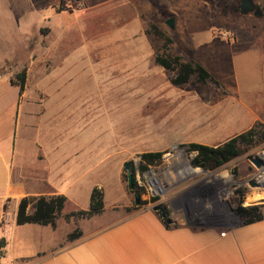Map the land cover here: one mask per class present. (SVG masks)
Here are the masks:
<instances>
[{"label":"rangeland","instance_id":"obj_1","mask_svg":"<svg viewBox=\"0 0 264 264\" xmlns=\"http://www.w3.org/2000/svg\"><path fill=\"white\" fill-rule=\"evenodd\" d=\"M253 1L261 17L242 14L241 0H0V95L9 99L10 80L25 70L29 104L38 108L32 115L43 125L42 150L53 159L45 164L33 158V152L39 158L43 153L28 133L26 169L39 175L29 183L36 191L31 195L64 194V215L88 209L96 186L106 209L94 216L102 221L118 211L174 201L166 191L210 180L225 193V221L241 222L233 208L252 206L244 198L264 190L248 184L264 180V0ZM170 17L174 28L165 23ZM254 50L260 56L240 57ZM156 54L200 62L211 79L201 85L193 76L174 86ZM12 112L10 105L9 118ZM251 127L241 155L214 170L192 164L190 143L215 147ZM66 148L69 156L61 160ZM144 152L163 153L148 166L164 184L160 196L144 187ZM250 156L263 161L261 169ZM126 162L135 169L140 198L127 187ZM223 170L229 175L221 183L214 175ZM90 218L61 216L58 230L87 229ZM3 224L0 236L9 239L10 226Z\"/></svg>","mask_w":264,"mask_h":264},{"label":"crops","instance_id":"obj_2","mask_svg":"<svg viewBox=\"0 0 264 264\" xmlns=\"http://www.w3.org/2000/svg\"><path fill=\"white\" fill-rule=\"evenodd\" d=\"M254 51L240 57L248 60L260 56ZM10 85L13 95L9 99L5 92L0 95V219L4 217L10 226L9 239L0 236L6 239L0 264H264V190L252 192L243 200L245 205L252 199L247 205H258L262 219L231 223L225 221L223 190L214 188L210 180L185 191L186 185L166 192L167 198L175 197L170 201L172 223H166L152 208H133L102 221L91 217L89 228L76 227L81 236L72 241L66 239L72 228L59 231V219L54 228L32 223L17 225L19 200L36 192L29 183L39 176L26 169L28 133L35 138L30 144L43 153L39 158L33 152V158L45 164L53 159L42 150L43 125L41 118L32 115L38 108L29 104L27 88L20 94L17 85ZM10 105L13 112L9 118L6 110ZM69 150L61 152V160L69 156ZM228 175V170H223L214 177L223 183ZM4 227L0 225L1 232ZM17 237L20 241L16 244Z\"/></svg>","mask_w":264,"mask_h":264},{"label":"trees","instance_id":"obj_3","mask_svg":"<svg viewBox=\"0 0 264 264\" xmlns=\"http://www.w3.org/2000/svg\"><path fill=\"white\" fill-rule=\"evenodd\" d=\"M154 61L157 65L164 68L166 71L171 72L169 76V82L174 86H181L187 84L193 76H195L198 83L205 85L210 79L211 74L207 69L197 61L184 62L175 56H161L156 54ZM17 80H10V84L17 85L19 93L24 90L26 73L22 70L15 74ZM254 134V128L251 127L244 133L238 134L221 145L208 146L204 144H189V151L196 152V155L192 159L194 166H199L202 169L214 170L231 159L242 154L241 144L243 142L250 141L247 136L252 137ZM264 139V133L262 134ZM162 152H144L140 155L139 171L143 172L148 169V166L160 161ZM132 179L133 186L130 191L134 197L140 198L142 188L137 186L135 179V169L132 167ZM240 190H238L239 192ZM67 197L62 193H50V194H37L27 195L19 200L18 208L16 212L15 222L17 225L26 223L50 225L56 227L57 220L63 216L68 221L70 218H89L99 214L104 209L103 192L98 187H93L89 196L88 209H80L71 211L67 214H62V211L67 203ZM241 218L243 224L251 223L262 219L263 215L258 205H252L242 207L238 204L234 210ZM163 220H165L162 217ZM4 217L0 219V225L4 223ZM168 226V224H166ZM81 236V231L75 228L73 231L67 234V241H72ZM6 241L4 238H0V258L4 256V248Z\"/></svg>","mask_w":264,"mask_h":264},{"label":"water","instance_id":"obj_4","mask_svg":"<svg viewBox=\"0 0 264 264\" xmlns=\"http://www.w3.org/2000/svg\"><path fill=\"white\" fill-rule=\"evenodd\" d=\"M240 12L242 14H247V13H252L254 16L261 17L263 12L259 6H257L253 0H241L240 2ZM165 23L168 25L170 28H174V17L168 18ZM249 161L257 168L261 169L263 165V161L259 157H254L250 156ZM124 168L127 171V187L128 189H131L133 186V179H132V172H131V166L129 162H126L124 164ZM248 184L252 187H259L262 186L264 187V181L262 182H257L255 179H251L248 181ZM136 203L139 202V199H136ZM152 209L154 211H160L161 216L165 217L166 213L164 211V207L162 204L158 203L155 204ZM166 223H172V220L167 218Z\"/></svg>","mask_w":264,"mask_h":264},{"label":"built area","instance_id":"obj_5","mask_svg":"<svg viewBox=\"0 0 264 264\" xmlns=\"http://www.w3.org/2000/svg\"><path fill=\"white\" fill-rule=\"evenodd\" d=\"M151 169H147L142 172V178L145 181V189L147 191V194H151L153 196H160L164 192V184L162 185L159 181V177L156 176V174L151 173ZM139 175V172H137V177ZM260 178V179H259ZM255 179V178H251ZM256 181H264L263 179L261 180V177L259 176Z\"/></svg>","mask_w":264,"mask_h":264},{"label":"flooded vegetation","instance_id":"obj_6","mask_svg":"<svg viewBox=\"0 0 264 264\" xmlns=\"http://www.w3.org/2000/svg\"><path fill=\"white\" fill-rule=\"evenodd\" d=\"M222 166V165H221ZM251 180V179H250ZM167 192V191H166ZM165 192V193H166ZM242 192H243V190H240L239 192L237 191L236 193H238V194H242ZM160 204H162L163 205V207H164V211H165V213H166V215H165V217H163L165 220L167 219V218H169V219H171L172 220V217H171V212H170V205H171V202L169 201L168 203H166V202H161ZM235 208H236V206H235ZM235 208H233V210H235ZM155 212H157L160 216H161V212L160 211H155ZM235 212V211H234ZM162 217V216H161ZM173 221V220H172ZM191 221H192V219H191Z\"/></svg>","mask_w":264,"mask_h":264},{"label":"bare ground","instance_id":"obj_7","mask_svg":"<svg viewBox=\"0 0 264 264\" xmlns=\"http://www.w3.org/2000/svg\"><path fill=\"white\" fill-rule=\"evenodd\" d=\"M223 196L225 195V193L222 194ZM253 200L250 199V200H246L247 204H250L249 202H252Z\"/></svg>","mask_w":264,"mask_h":264}]
</instances>
